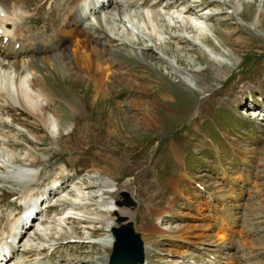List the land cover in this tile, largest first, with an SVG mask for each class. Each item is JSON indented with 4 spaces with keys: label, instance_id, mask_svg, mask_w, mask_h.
<instances>
[{
    "label": "rangeland",
    "instance_id": "1",
    "mask_svg": "<svg viewBox=\"0 0 264 264\" xmlns=\"http://www.w3.org/2000/svg\"><path fill=\"white\" fill-rule=\"evenodd\" d=\"M50 1L29 0L26 7L31 4L35 14ZM128 1L115 5L124 22H103L104 29L94 24L82 38H73L69 45L83 56L76 52L73 58L71 46L66 63L56 69L38 63L51 98L42 99V112L1 94L0 104L9 109L0 115V174L22 165L40 167L30 189L45 202L67 205L61 214L60 206L47 208L46 218L40 210L35 225L16 242L18 252H25V264L40 256L46 264H109L105 239L109 226L120 225L113 213L121 205L128 215L127 222L120 221L143 242L141 264H208V252L217 264H264V0H157L149 11L158 10L155 33L151 24L136 25L133 14L147 9H132ZM187 5L199 6V12L187 11ZM47 14L39 10L41 18ZM60 18L42 20L40 30L29 20L24 24L31 33L49 36ZM116 33L125 38H100ZM145 40L152 46L143 56L139 49ZM98 63L102 74H96ZM100 78L106 79L103 84ZM247 104L259 117L243 113ZM48 115L55 118L56 131L44 125ZM187 174L201 181L193 183ZM53 178L62 186L45 196ZM177 180L182 181L176 186ZM0 185L1 243L28 187L12 177H0ZM129 194L136 204L133 199L130 204ZM88 235L94 242L58 243ZM19 258L2 264H17Z\"/></svg>",
    "mask_w": 264,
    "mask_h": 264
},
{
    "label": "bare ground",
    "instance_id": "2",
    "mask_svg": "<svg viewBox=\"0 0 264 264\" xmlns=\"http://www.w3.org/2000/svg\"><path fill=\"white\" fill-rule=\"evenodd\" d=\"M28 1L29 0H0V28H2V33H0V97H1V94L4 95L7 93L10 96L15 97L16 101L21 103L22 106L26 107L27 110L29 109L33 112H42V109H43V104H41L42 99H44L45 102L47 103V100H49L51 98H50V95L48 94V91L42 85V78L40 77L39 69L37 67L38 63L41 61L45 65H49L50 68L56 69L57 68L56 66H58V64L60 65V63L61 64L66 63L65 59L68 58V56H67L68 50L67 49L70 48L72 46V44H74V41H73V43L71 42L72 44L69 45L70 43H68V39H67L66 35L73 37L74 40L76 41V40L82 38L81 33L84 32V30L86 31L88 29V27L90 28L89 24H92V21L94 22L95 25L99 24L100 27L102 29H104L103 22L114 24L115 21L124 22L123 20L125 18L123 19L122 13H120L121 11L118 9L116 12L114 11V13L112 11L104 12L103 9H105L107 6H109L113 0H102V2L100 3V6H99V10H95V7H89V6L86 7L85 4L83 5L84 9H88L90 15H92L93 20L90 22V20H89L90 15H87L89 18L88 19L86 17L87 22H90V23L87 26H79V25L75 24V22H74V14H75V10L77 7V3L75 1L74 2L72 1L71 3H69L67 5L66 4L62 5L63 13H62L61 18L59 20V25L57 24L58 28L56 30H54L53 32H51L49 34V36H45V34L31 33V31H30L31 27L29 26V28H28L24 24V21L27 20V15H25V13H27L29 11V8L31 6V4H30L29 7H26V6H28V3H27ZM114 4L118 5L119 3H117V0H115ZM237 8L238 7L235 5L234 9L237 10ZM157 11L149 12V10H147V11H145V13H138V11H137L135 14H133L134 12H132L133 15H137L136 16L137 19H134L133 21L134 22L137 21L136 25H138L140 27H141L140 24H142V27L144 29L150 28V24H151L152 25L151 26L152 32L155 33L156 31L153 28V23L155 22L154 20L158 16ZM34 12L35 11H33V14H34ZM166 14L168 15V19L170 21V19H172V18L169 16L168 13H166ZM124 15H127V14H124ZM127 16L129 17V15H127ZM31 18L32 17L30 15V19ZM31 21H32V19H31ZM146 22H147V24H146ZM72 23H74L73 27L71 26ZM168 24H169V22H168ZM122 25H123V23H122ZM136 25H135V27L138 30L139 27H137ZM193 25H196V22H194ZM165 26H166V24H165ZM67 27H68V31H65L67 29ZM21 28L24 29L23 34L20 33ZM211 28L213 30L215 29L214 26H212ZM111 29H112V27H111ZM109 31H111V30H109ZM134 31H136V30H134ZM111 32H109V33H111ZM152 32L150 34H152ZM55 33H59L61 37H58L57 39H55V37H54ZM134 33H136V32H134ZM128 34H129V32L127 31V36H128ZM136 34L138 35V33H136ZM4 36L7 37L6 41H4V39H3ZM87 36H89V35H87ZM113 37H115L116 39H118L120 41L123 38H125V37H123V35H122V37L119 36L118 33H116L115 36H113ZM137 38H138V36H137ZM129 41H131V38L129 39ZM129 41H127L128 44H130ZM15 43H17V46ZM124 43H126V42H124ZM164 43H165V40H164ZM149 46H152V45H148V42L146 41L145 44L141 45L139 52L143 56H145V54H147L148 51L151 49ZM155 46H156V43H155ZM72 47H73L72 48L73 58H74V55L76 54V52L77 53L80 52V53H78V55L83 56V54L80 50L75 49L74 46H72ZM86 47H88V46L86 45ZM163 49L166 50L167 48L163 47ZM113 50H115V48H113ZM178 50H180V49H178ZM64 51H66L65 54H64ZM175 51H177V49H175ZM59 55L61 56L60 60H57V58H59ZM150 57H152V56H150ZM159 59L162 60V57ZM99 67H100V65L98 63L97 67L95 68L96 74H98V73L102 74L101 73L102 71L100 70ZM103 70H104V68H103ZM121 72H123V71H121ZM110 74H112V73H107V76ZM100 79H101L100 84H103L106 80V79H102V78H100ZM96 83H99V82L95 81V85L97 86ZM109 83H110V81H109ZM101 87H104V86H101ZM94 90H96V92L97 91L100 92L101 88L99 90L98 86H97V87H95ZM72 103H74V99L72 100ZM1 106L2 107L0 108V110H3L5 108V106L4 105H1ZM255 112H256L255 110H251L248 112L246 110L244 111V113H246L247 115H249L250 113H255ZM2 113H4V112H2ZM43 123L45 126H47L48 128H50L52 130L56 131L58 129L56 120L51 115H48L47 117H45ZM23 171L24 170H19L16 172L20 173L21 176L30 174L28 172L23 173ZM29 178H30V176L28 175V177L26 179L31 180V181L33 180V179H31V178L29 179ZM183 178H184V176H183ZM174 180H173V184H174ZM181 181L179 182V180H177L176 186L179 185L181 183ZM18 182L28 184V185L31 184V182H25V180H18ZM177 188H179V187H176V190H174L175 192H177ZM22 191H24V190H22ZM28 191H30V190H28ZM28 191H26L27 195H24V196H27L26 197L28 200L27 207L31 204L30 209L32 210L33 204H34V202H33L34 199H31L30 193H28ZM66 207H67V205H64V208H66ZM119 208L121 209L120 211H118L119 213H123V211H125L127 213L126 209H124L121 205L119 206ZM63 211H66V209H64ZM118 212L115 211L113 214H117ZM127 215L128 214H126V216ZM159 218H161V216ZM126 219H127V217L125 218V220ZM16 221L17 220L14 219L13 222L10 223V228L11 227L12 228L10 229V232L7 234L9 236L11 235L13 238L17 237V235H18V232L13 231V229L18 228V230L21 233L22 230L30 227V225L26 226V221L23 218L21 219V221L19 223H17L15 225ZM40 222H42V221H40ZM122 222L123 221H119L120 224ZM126 222H127V220H126ZM108 234L110 235V238L109 239L106 238L105 241L109 242L108 244H110L109 246H111V241H112L111 240V234L110 233H108ZM220 234H223V233L220 232ZM231 235H227V237H230ZM170 238L172 239L173 236H171ZM174 239H177V238H174ZM178 239H181V238H178ZM188 242L190 243V241H188ZM7 244L10 245V243H7ZM28 248H30V247H28ZM1 251H2V247H0V253H1ZM11 251H12V256H14V260L12 261L14 263H16L18 259H20L19 257H21V258L23 257L21 255V253H25V252H21V253L17 252L16 254H14V252L16 250L14 249L13 246H12ZM15 256H18V257L16 258ZM207 263L208 264H216V262L214 263V261H212V260H208ZM0 264H2V263H0ZM17 264H24V263L22 262V260H20V261H18ZM113 264H115V263H113ZM119 264H132V263H130L129 260H123V261H120ZM134 264H140V262H135Z\"/></svg>",
    "mask_w": 264,
    "mask_h": 264
},
{
    "label": "water",
    "instance_id": "3",
    "mask_svg": "<svg viewBox=\"0 0 264 264\" xmlns=\"http://www.w3.org/2000/svg\"><path fill=\"white\" fill-rule=\"evenodd\" d=\"M129 200V198L127 197ZM131 200V198H130ZM118 221L121 218L125 219V214H118ZM114 235L112 248L109 255V264L129 260L130 263L141 262L143 259L141 240L137 232L133 231L132 226L124 224L111 226L110 228Z\"/></svg>",
    "mask_w": 264,
    "mask_h": 264
}]
</instances>
